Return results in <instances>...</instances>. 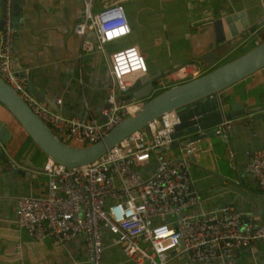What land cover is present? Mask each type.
I'll return each mask as SVG.
<instances>
[{"label":"crops","instance_id":"1","mask_svg":"<svg viewBox=\"0 0 264 264\" xmlns=\"http://www.w3.org/2000/svg\"><path fill=\"white\" fill-rule=\"evenodd\" d=\"M83 1L21 0L15 27L12 65L20 69L14 70L25 75L28 86L32 85L40 97L51 99L56 107L54 100L59 98L58 108L66 116L81 115L84 110L96 114L106 105L110 84L107 55L117 48L135 46L146 55V76H164L189 63L202 73L244 43L251 48L264 34V0H91V12L120 2L130 32L104 44L101 50L86 52L72 29L82 16ZM217 18H235L238 24L245 20L247 30L241 40L202 64L198 58L212 50L211 24ZM88 39L95 41L92 34ZM216 97L224 114L229 115L230 127L224 135L212 134L193 142L199 150L190 155L187 173L199 203L192 210L213 212L229 203L245 220L264 224V193L245 170L249 153L264 147V66L224 87ZM193 135L179 136L177 142ZM171 152L178 153L175 148ZM6 155L14 159L15 168L7 166ZM45 160L0 104V264H89L80 236L65 243L52 238L36 241L16 224V198L42 196L46 191V176L41 171ZM102 239L100 264H137L123 255L105 230ZM252 247L248 255L239 251L229 260L203 264H264V241Z\"/></svg>","mask_w":264,"mask_h":264},{"label":"built area","instance_id":"2","mask_svg":"<svg viewBox=\"0 0 264 264\" xmlns=\"http://www.w3.org/2000/svg\"><path fill=\"white\" fill-rule=\"evenodd\" d=\"M90 5L91 0L83 1L82 16L72 27L81 38L82 50H101L104 44L129 34L120 2L106 4L96 12L90 11ZM0 19V77L62 141L76 146L91 144L144 102L128 91L135 79L146 73L147 66L135 46H124L107 55L110 84L106 105L96 114L84 110L81 115L66 116L50 109L27 89L26 76L12 67L16 29L11 0H0ZM200 74L194 64L179 65L158 76L151 93L169 87L165 79L173 85ZM216 96L220 120L213 133L224 135L230 119ZM54 102L58 107L61 100ZM261 116L264 121V110ZM179 123L176 110L165 112L92 162L69 169L46 157L41 166L46 176L45 193L15 200L18 228L36 241L52 238L65 243L80 236L89 264L101 263L102 230L111 234L123 255L137 264L209 263L231 259L243 247L264 241V224L245 220L232 204L225 203L213 212L192 210L199 197L191 188L187 166L190 155L199 148L191 141L171 146L178 143L179 136L174 134ZM174 148L178 153L171 152ZM6 164L16 167L9 155ZM245 170L264 193V147L249 153Z\"/></svg>","mask_w":264,"mask_h":264},{"label":"water","instance_id":"3","mask_svg":"<svg viewBox=\"0 0 264 264\" xmlns=\"http://www.w3.org/2000/svg\"><path fill=\"white\" fill-rule=\"evenodd\" d=\"M21 0H11L12 24L16 27ZM241 17V15H239ZM235 18H217L212 22L211 51L198 58L202 64H207L222 49L229 47L245 34L247 22ZM1 27V24H0ZM94 39V38H93ZM264 66V34L259 43L242 54L232 58L213 69L196 77L171 85L156 95L151 90L154 79L158 76L143 75L137 78L129 88L130 95L144 102L131 114L124 116L97 141L83 146H76L62 141L52 130L44 124L29 108V106L5 83L0 77V104L17 120L24 132L31 139L38 150L54 162L69 169L71 167L92 162L115 143L123 139L130 132L146 125L160 115L170 110H176L180 123L175 127V136L194 133L193 136L173 143L176 147L184 142H196L214 134V125L220 120L215 95L226 86L248 76ZM13 69L20 67L12 65ZM21 73V72H19ZM140 87L137 88V86ZM27 89L35 94L37 99L46 102L47 106L65 114L56 107L51 99L36 91L27 84ZM225 117L229 118L228 114ZM103 119V118H102ZM209 129V130H207ZM202 130L206 132L200 133ZM169 146V147H171ZM164 147L163 149H166ZM162 149V150H163ZM254 243L243 247L241 253L249 254ZM181 247V244H180ZM229 260V259H225Z\"/></svg>","mask_w":264,"mask_h":264},{"label":"rangeland","instance_id":"4","mask_svg":"<svg viewBox=\"0 0 264 264\" xmlns=\"http://www.w3.org/2000/svg\"><path fill=\"white\" fill-rule=\"evenodd\" d=\"M239 40H241V39H238L236 42H238ZM249 45H248V43H244L243 45H241L240 47H238L237 49H235L232 53H230L229 55H227V56H225V57H223L222 59H220V60H218L217 62H215V65H220V64H222V63H224V62H226V61H228V60H230V59H232V58H235L236 56H238V55H240V54H242L243 52H245V49H248L247 47H248ZM141 53V52H140ZM141 55L143 56V58H144V62H145V64H146V66H148V64H149V58L147 59V56L146 55H144V54H142L141 53ZM151 55H149V57H150ZM224 61V62H223ZM200 69H202L201 68V66L199 67ZM187 80V79H186ZM185 80V81H186ZM164 82H165V84H168V86H171V84H172V81H169V80H164ZM182 82V81H181ZM181 82H179V83H181ZM174 85V84H173ZM163 89H160V88H158V89H156L153 93H152V95H156L158 92H161ZM225 170H226V167H225V165L223 166V169H222V171H224L225 172Z\"/></svg>","mask_w":264,"mask_h":264},{"label":"trees","instance_id":"5","mask_svg":"<svg viewBox=\"0 0 264 264\" xmlns=\"http://www.w3.org/2000/svg\"><path fill=\"white\" fill-rule=\"evenodd\" d=\"M224 62V61H223ZM217 65H214V66H212V67H210V68H208L207 70H205L204 72H202L201 74H203V73H205V72H207V71H209V70H211V69H213L214 67H216ZM159 93V92H158ZM52 132L54 133V131L52 130Z\"/></svg>","mask_w":264,"mask_h":264},{"label":"clouds","instance_id":"6","mask_svg":"<svg viewBox=\"0 0 264 264\" xmlns=\"http://www.w3.org/2000/svg\"><path fill=\"white\" fill-rule=\"evenodd\" d=\"M261 40V39H260ZM260 42V41H259Z\"/></svg>","mask_w":264,"mask_h":264}]
</instances>
